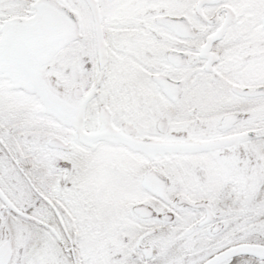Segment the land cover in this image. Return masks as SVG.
<instances>
[{
  "label": "snow or ice",
  "instance_id": "6c2138e0",
  "mask_svg": "<svg viewBox=\"0 0 264 264\" xmlns=\"http://www.w3.org/2000/svg\"><path fill=\"white\" fill-rule=\"evenodd\" d=\"M0 264H264V0H0Z\"/></svg>",
  "mask_w": 264,
  "mask_h": 264
}]
</instances>
